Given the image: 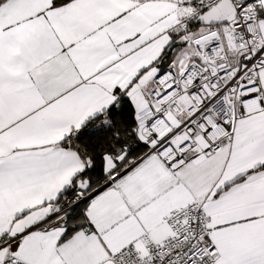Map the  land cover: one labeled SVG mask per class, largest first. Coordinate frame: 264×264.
I'll return each instance as SVG.
<instances>
[{
	"label": "snow or ice",
	"instance_id": "obj_1",
	"mask_svg": "<svg viewBox=\"0 0 264 264\" xmlns=\"http://www.w3.org/2000/svg\"><path fill=\"white\" fill-rule=\"evenodd\" d=\"M0 264H264V0H0Z\"/></svg>",
	"mask_w": 264,
	"mask_h": 264
}]
</instances>
